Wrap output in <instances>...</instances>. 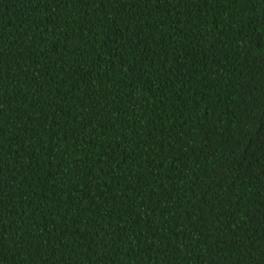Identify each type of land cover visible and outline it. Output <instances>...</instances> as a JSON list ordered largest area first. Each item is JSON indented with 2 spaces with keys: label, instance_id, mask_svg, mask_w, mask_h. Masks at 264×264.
<instances>
[{
  "label": "trees",
  "instance_id": "trees-1",
  "mask_svg": "<svg viewBox=\"0 0 264 264\" xmlns=\"http://www.w3.org/2000/svg\"><path fill=\"white\" fill-rule=\"evenodd\" d=\"M0 264H264V0H0Z\"/></svg>",
  "mask_w": 264,
  "mask_h": 264
}]
</instances>
